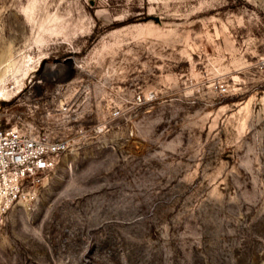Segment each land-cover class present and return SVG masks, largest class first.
I'll list each match as a JSON object with an SVG mask.
<instances>
[{
	"label": "rangeland",
	"instance_id": "rangeland-1",
	"mask_svg": "<svg viewBox=\"0 0 264 264\" xmlns=\"http://www.w3.org/2000/svg\"><path fill=\"white\" fill-rule=\"evenodd\" d=\"M4 86L73 142L0 264H264V0H0Z\"/></svg>",
	"mask_w": 264,
	"mask_h": 264
},
{
	"label": "built area",
	"instance_id": "built-area-1",
	"mask_svg": "<svg viewBox=\"0 0 264 264\" xmlns=\"http://www.w3.org/2000/svg\"><path fill=\"white\" fill-rule=\"evenodd\" d=\"M57 81V78H52ZM74 79L59 82L58 90L72 88ZM145 96L137 94L134 104L141 105ZM58 111L71 115V104L63 102ZM121 114L119 107L111 111ZM30 114L0 100V219L22 199L34 184L42 182L58 164L62 153L70 149L72 139L62 129L65 121L40 124Z\"/></svg>",
	"mask_w": 264,
	"mask_h": 264
},
{
	"label": "bare ground",
	"instance_id": "bare-ground-1",
	"mask_svg": "<svg viewBox=\"0 0 264 264\" xmlns=\"http://www.w3.org/2000/svg\"><path fill=\"white\" fill-rule=\"evenodd\" d=\"M69 63V61H64V62H59V63H51L49 65H47L48 67H50V69H48L45 73V75H48V76H52V75H55V76H60L61 74L59 73L60 70L62 67H65V65H67ZM55 69V70H54ZM0 92H1V95L3 97H5L6 95V92H8L6 86L0 88Z\"/></svg>",
	"mask_w": 264,
	"mask_h": 264
},
{
	"label": "water",
	"instance_id": "water-1",
	"mask_svg": "<svg viewBox=\"0 0 264 264\" xmlns=\"http://www.w3.org/2000/svg\"><path fill=\"white\" fill-rule=\"evenodd\" d=\"M64 61L73 62V58H72V57H68V58H66Z\"/></svg>",
	"mask_w": 264,
	"mask_h": 264
}]
</instances>
